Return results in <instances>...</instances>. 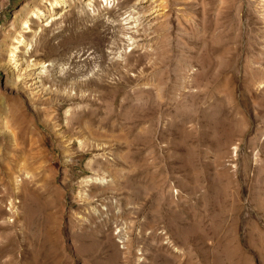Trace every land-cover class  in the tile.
I'll use <instances>...</instances> for the list:
<instances>
[{"label":"rangeland","instance_id":"rangeland-1","mask_svg":"<svg viewBox=\"0 0 264 264\" xmlns=\"http://www.w3.org/2000/svg\"><path fill=\"white\" fill-rule=\"evenodd\" d=\"M0 264H264V0H0Z\"/></svg>","mask_w":264,"mask_h":264},{"label":"bare ground","instance_id":"bare-ground-1","mask_svg":"<svg viewBox=\"0 0 264 264\" xmlns=\"http://www.w3.org/2000/svg\"><path fill=\"white\" fill-rule=\"evenodd\" d=\"M13 54H15V53H13ZM12 54V55H13ZM14 56V55H13ZM8 68V67H7ZM26 69V68H25ZM8 70V69H7ZM12 70V69H11ZM10 74H11V76L12 77H14V82H16V81H20V85H21V82L22 81H24L23 83H27V84H29V86H31L35 91H38V90H41V91H43L44 90V88L42 87V84H43V82H42V80L40 79V78H38V79H36V77H37V74H36V72L34 71H29V72H23V73H20V71H18L17 73H15L14 71L12 72V71H10ZM35 78V79H34ZM54 81V80H53ZM36 82H38L37 84H36ZM17 83H19V82H16V85H17ZM63 83V82H62ZM65 86H66V84H65ZM65 89V88H64ZM9 110V109H8ZM4 115H10V116H12L13 117V119H15L16 117L17 118H21V115H20V113H12V112H9V111H5V110H3V108H1V116H2V118L4 117L5 118V116ZM15 117V118H14ZM8 146V145H7ZM23 150V149H22ZM20 152H22V151H20ZM24 152V151H23ZM25 153V152H24ZM23 153V154H24ZM26 154H24V156H25ZM26 157V156H25ZM20 165V164H19Z\"/></svg>","mask_w":264,"mask_h":264}]
</instances>
